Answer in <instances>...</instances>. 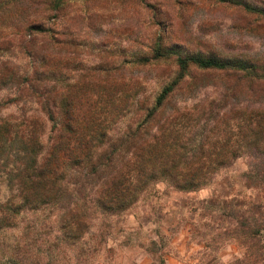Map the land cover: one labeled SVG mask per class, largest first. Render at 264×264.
I'll return each instance as SVG.
<instances>
[{
    "label": "rangeland",
    "instance_id": "obj_1",
    "mask_svg": "<svg viewBox=\"0 0 264 264\" xmlns=\"http://www.w3.org/2000/svg\"><path fill=\"white\" fill-rule=\"evenodd\" d=\"M25 11L20 0L15 6L0 0V77L11 64L28 62L13 35L14 14L20 19ZM52 27L58 86L97 99L105 109L117 105L120 130L141 121V104L151 106L177 76L172 63L135 61L148 56L155 41L201 56L264 57V22L217 0H64ZM196 78L197 87L175 94L164 116L223 90L218 75ZM245 86L236 106L264 109V97H248ZM10 93L9 86L0 87V98ZM20 107L12 103L1 114H17ZM57 215V209L25 215L18 232H26L30 263L264 264V153L237 157L198 191L157 183L122 215H93L87 233L74 242L61 239Z\"/></svg>",
    "mask_w": 264,
    "mask_h": 264
},
{
    "label": "trees",
    "instance_id": "obj_2",
    "mask_svg": "<svg viewBox=\"0 0 264 264\" xmlns=\"http://www.w3.org/2000/svg\"><path fill=\"white\" fill-rule=\"evenodd\" d=\"M20 1L26 11L20 19L14 14L13 35L28 62L11 64L0 77V87L11 90L0 98V264H34L26 232H18L29 212L57 209L61 239L74 242L93 215L120 216L157 183L198 191L237 157L264 153V109L235 104L243 83L248 97H264V57L201 56L155 41L149 55L135 61L172 63L177 76L151 106L141 104V121L120 130L117 105L105 109L58 86L52 18L64 0ZM217 1L264 22V5ZM205 74L221 77L220 95L164 116L174 95L193 91L194 78ZM12 103L21 105L19 113L2 115Z\"/></svg>",
    "mask_w": 264,
    "mask_h": 264
}]
</instances>
